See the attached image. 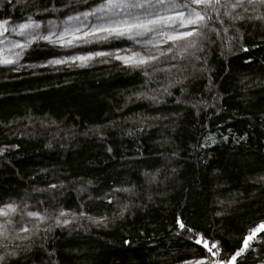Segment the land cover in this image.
<instances>
[{"label": "trees", "instance_id": "16d2710c", "mask_svg": "<svg viewBox=\"0 0 264 264\" xmlns=\"http://www.w3.org/2000/svg\"><path fill=\"white\" fill-rule=\"evenodd\" d=\"M96 2L88 0L80 8ZM67 3L0 0V23H21L29 16L61 19L72 13L64 7ZM53 7L59 11H44ZM238 26L239 33H230L236 36L231 51L217 41L197 53L200 62L191 56L178 59L171 79L183 83L157 106L136 99L145 85L139 69L102 62L77 70L17 73L0 68V148L7 149L0 155V204L14 202L24 210L27 203V211L47 209L49 215L64 208L78 216L107 217L100 225L80 217L31 240L10 239L9 248L0 247V264H182L206 259L210 254L188 239L191 233L176 235L177 218L210 242L218 241L223 251L239 248L249 230L264 221V23L245 20ZM111 45L90 42L72 51L37 45L22 60L36 63ZM204 67L209 71L199 70ZM167 83L165 74L157 73L149 87ZM178 97L200 101L199 112L175 103ZM140 115L161 118L128 136V129L140 126L132 122ZM205 125L218 142L193 154L191 145L199 142ZM145 172L158 173L156 182L148 183ZM52 184L63 187L52 189ZM123 187L133 193L113 192ZM117 200L128 204L123 217ZM260 263L264 240L255 241L244 260Z\"/></svg>", "mask_w": 264, "mask_h": 264}, {"label": "snow or ice", "instance_id": "6c2138e0", "mask_svg": "<svg viewBox=\"0 0 264 264\" xmlns=\"http://www.w3.org/2000/svg\"><path fill=\"white\" fill-rule=\"evenodd\" d=\"M8 2L12 3L13 0ZM19 2L20 0H17V3ZM24 2L26 3L27 0ZM81 4H88V0H76L75 5L69 0L64 7L72 8V13L67 14L61 21L48 20L46 24H42L29 16L26 22L13 27L8 26V20L0 23V67L12 70L13 66H18L15 68L17 71L19 67H24L20 61L25 52L37 41H46L59 47H77L94 41L125 39L139 45L143 51L124 49V55L119 52L98 51L88 55H77L71 58V62L81 61L83 64L96 57L110 56L121 61L126 67L139 69L145 77V85L144 90L136 94V99L146 100L153 106H157L167 103L164 97L172 96L171 89L176 84L183 83L181 80L173 83L171 79L174 69H179L178 64L175 63L178 59L183 60L191 56L200 62L201 57L197 53L204 52L206 45L215 44L217 41L222 47L227 46L231 51V42L236 39V36L230 33H239L238 25L241 22L247 20L264 23V0H97L83 10L80 8ZM44 11L59 10L53 7L45 8ZM42 28L46 29V33L42 32ZM12 35L21 37L23 42L12 39ZM68 62L62 59L49 61L52 65ZM202 62L206 66L207 58L204 57ZM199 70L209 71L206 67ZM157 73L165 74L168 83L159 89L151 88L149 85ZM211 84V77H209L210 87ZM184 91L186 90L181 89L182 93ZM131 100L132 98L129 97V101ZM175 103L190 104L199 112L201 102L193 103L178 97ZM206 106L215 107L214 104ZM160 118L140 115L138 119L132 121L140 126L134 130L128 129L127 135L134 136L138 132L145 131V128L149 126L147 124L149 120ZM129 119L132 120L131 117ZM204 127L206 131L201 133L199 142L191 145L193 154L218 142L216 136L208 130V126ZM97 132L103 138V133L99 129ZM223 139L227 140L228 137L224 136ZM240 139H246V137ZM3 151L0 150V155ZM108 151H112L111 147ZM157 176L158 173L145 172L148 183L156 182ZM260 179L264 180V177ZM49 187L56 189L63 185L52 184ZM38 191L43 190L38 189ZM113 192L132 194L133 189L115 188ZM107 202L112 204L113 199L109 198ZM29 207L31 206L25 203L24 210H21V206L14 202L0 207V247L9 248L10 239L31 240L41 231L47 233L54 227L67 226L79 217H86L97 225L107 220V217L101 219L88 217L85 212H80L78 216L64 208H60L57 215H49L47 209L41 213L27 211ZM117 208L119 215L123 217L128 210V204L120 205L117 200ZM16 217L20 219L17 220ZM41 225L45 227L41 228ZM176 226L177 236L181 234L187 236L191 233L188 239L194 240L196 245H201L210 254L206 259H198L188 264H244L246 254L252 249L254 242L264 240V236L261 235L264 234V221L251 228L248 235L243 238L242 245L232 253L223 251L218 241L210 242L203 234L186 225L180 218H177ZM2 260L3 257L0 256V262Z\"/></svg>", "mask_w": 264, "mask_h": 264}, {"label": "rangeland", "instance_id": "374dc122", "mask_svg": "<svg viewBox=\"0 0 264 264\" xmlns=\"http://www.w3.org/2000/svg\"><path fill=\"white\" fill-rule=\"evenodd\" d=\"M65 18H66V16L62 17L61 19H48V20L61 21V20L65 19ZM48 20H37V21L41 22L42 24H46V22ZM26 21L27 20H25V21H23L21 23H24ZM16 24H19V23L9 22V25L8 26L9 27H13ZM42 32H45L46 33V29L42 28ZM11 38L12 39H16V40H21V42H23V39L21 37L12 35ZM108 41L114 42L115 45H113V46L111 45L109 47H102V48H87V49L82 48V50H77L74 53L65 54V55H62L61 57L60 56H57L55 58H51L49 60H45V61H41V62H36V63H26V62H24L21 59L20 64L21 65H24V67H19V70L18 71L15 70V68L18 67V66H13V69L12 70H9V68H7V67H0V68H3L5 70H9V71H12V72H17V73L18 72H25V71H29V70H33V69H48V70L75 69V70H77V69H80V68H83V67L87 66L89 63H92V62H102L103 64L113 63V64H116L118 66L126 67V66H124L122 64L121 61L116 60L115 58L110 57V56L109 57H96L95 59H92V60L83 62V64L81 63V61H76L75 63H72L71 62V58H73V57H75L77 55H88V54H91L93 52H98V51H104V52H119L121 55H124L125 54V52L123 51L124 49H129V48H131L133 51H143L140 48L139 45H135L132 42L127 41L125 39H112V40H108ZM94 42H103V41H94ZM37 45H41V46H45V47H49V48H56V49H60V50L61 49L62 50L63 49L66 50L67 49V50H71L72 51L74 48L83 46L84 44H81L80 46H77V47H59L58 45L49 44L46 41H37L36 43H34L32 45V47L33 46H37ZM165 47H166V45H165ZM56 59L67 60L69 62L68 63H64V64H60V65H52V64L49 63V61L56 60ZM33 65L35 67H33ZM0 150H4L3 153L5 151H7V149H5V148H0ZM0 207H3V205L0 204ZM44 227H45V225H41V228H44ZM194 261H196V260H190V261H187V262L182 263V264H188V262H194ZM260 264H263V263H260Z\"/></svg>", "mask_w": 264, "mask_h": 264}]
</instances>
